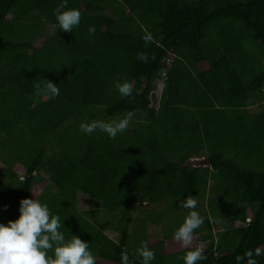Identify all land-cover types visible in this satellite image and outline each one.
<instances>
[{
	"label": "trees",
	"instance_id": "trees-1",
	"mask_svg": "<svg viewBox=\"0 0 264 264\" xmlns=\"http://www.w3.org/2000/svg\"><path fill=\"white\" fill-rule=\"evenodd\" d=\"M60 3L0 0V223L19 218L21 200L37 199L60 215L66 238L90 244L97 264H120L122 251L140 264L146 229L131 244L123 218L118 240L109 238L80 213L77 193L92 199V215L143 203L183 210L192 196L204 224L187 248L174 231L148 243L153 264H182L198 242L208 243L200 264H237L258 247L264 264V105L249 111L264 88V0H68L82 13L71 33L55 26ZM48 81L58 97L38 92ZM125 81L128 98L115 88ZM130 111L115 139L80 131Z\"/></svg>",
	"mask_w": 264,
	"mask_h": 264
},
{
	"label": "clouds",
	"instance_id": "clouds-1",
	"mask_svg": "<svg viewBox=\"0 0 264 264\" xmlns=\"http://www.w3.org/2000/svg\"><path fill=\"white\" fill-rule=\"evenodd\" d=\"M53 15L55 26L59 31L71 33L81 24V11L77 8H68V0H61V3L53 10ZM95 31L96 29L92 26L88 28L90 35ZM143 39L145 43L151 42L150 35L144 36ZM137 59L147 63L149 58L147 53L140 52L137 54ZM115 88L122 98L132 96L130 82H117ZM37 89L38 92L50 98L59 96L58 86L50 81L43 87L37 85ZM134 115L135 113L130 111L118 120L83 122L80 125V131L91 136L99 130L109 139H115L128 130ZM179 206L189 211L183 223L174 230L172 239L187 248L192 244L196 231L204 224V219L195 210L197 200L192 196L182 200ZM7 209L8 206L5 205L3 210L7 211ZM18 211V219L9 220L7 224L0 223V264H97V257L88 242L73 234L71 238H66L61 231L60 215L53 213L47 203L26 198L20 201ZM158 240L160 239L155 241ZM147 241L150 242L148 238ZM147 241L141 242L135 250L140 264H153L156 259V253L149 247ZM261 254L259 247L255 250H247L242 256L236 257L237 264H244L245 261L246 264H258L255 257ZM206 259L207 256L200 247L189 250L180 257L182 264H200ZM120 264H129L127 251L121 252Z\"/></svg>",
	"mask_w": 264,
	"mask_h": 264
},
{
	"label": "rangeland",
	"instance_id": "rangeland-1",
	"mask_svg": "<svg viewBox=\"0 0 264 264\" xmlns=\"http://www.w3.org/2000/svg\"><path fill=\"white\" fill-rule=\"evenodd\" d=\"M43 20L45 21V19ZM53 31L54 30L52 28H49L46 34L51 36L54 33ZM161 89H162V83L161 82L156 83L155 95L157 98L160 97ZM263 105H264V88L260 99L258 101H252L249 104V111L251 113H256L261 110V107ZM205 161L206 158L202 156V157L194 158L193 160L190 161V163L194 165H201L205 163ZM2 187L3 189L11 188L10 185L7 184L6 182L2 184ZM48 191L55 192V189L51 185H49ZM202 204H204L205 206L208 205V200H203ZM77 207L80 213L84 214V216L90 219V221H92L96 226L105 230L108 237L114 240H118L120 236L119 229L122 228L121 220L123 218H131V223L129 224V227L131 229V239H130L131 244H133L135 236H138V238H140L141 235H144L143 229H146V235L148 240L150 241L148 242L149 244L156 242L155 240L157 239H165L170 237V236H166L167 232L169 234L172 233L174 229H177L181 224L182 219L184 220L185 216L188 214L189 211L187 209L170 210L169 205H167V207H163V206H156L151 204H137V205L124 207L123 209L119 210L117 213H109L101 209V210H97L98 212L95 211L94 213L95 215H92L88 212L92 210V199L86 197L81 192L77 193ZM148 215L150 216L148 217ZM140 219L143 220L141 221ZM144 220H146L145 222L146 226L143 225ZM155 221H159V222H155ZM138 223L140 224L141 228H139V230L135 234L134 232H136V229L133 230V228L136 226L135 224ZM214 230L221 231L223 230V227L222 225L218 224L215 225ZM196 245L197 247H200L204 250L207 247L208 243L198 242Z\"/></svg>",
	"mask_w": 264,
	"mask_h": 264
},
{
	"label": "crops",
	"instance_id": "crops-1",
	"mask_svg": "<svg viewBox=\"0 0 264 264\" xmlns=\"http://www.w3.org/2000/svg\"><path fill=\"white\" fill-rule=\"evenodd\" d=\"M93 223V222H92ZM94 224V223H93ZM95 225V224H94ZM114 240V239H113ZM116 241V240H115Z\"/></svg>",
	"mask_w": 264,
	"mask_h": 264
}]
</instances>
